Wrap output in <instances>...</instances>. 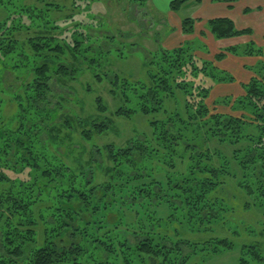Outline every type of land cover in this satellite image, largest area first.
<instances>
[{
    "label": "trees",
    "instance_id": "obj_1",
    "mask_svg": "<svg viewBox=\"0 0 264 264\" xmlns=\"http://www.w3.org/2000/svg\"><path fill=\"white\" fill-rule=\"evenodd\" d=\"M97 1L0 0V264H202L237 248L239 264H264L234 239L257 227L220 196L234 183L264 221V46L214 50L186 17L191 39L151 50L100 11L76 17ZM205 26L253 35L229 17ZM229 55L254 60L249 76L222 66ZM224 86L236 90L217 97ZM140 116L149 130L127 135Z\"/></svg>",
    "mask_w": 264,
    "mask_h": 264
},
{
    "label": "rangeland",
    "instance_id": "obj_2",
    "mask_svg": "<svg viewBox=\"0 0 264 264\" xmlns=\"http://www.w3.org/2000/svg\"><path fill=\"white\" fill-rule=\"evenodd\" d=\"M166 1L167 0H146V1L144 0H98L97 2L99 3L95 4L94 2L92 6L90 7L89 11H85L82 14H77L76 17L80 19L85 16L83 14L93 13V11H100L99 13H96L97 16L105 17L104 18L105 23H109L108 25H110L113 30L115 28L116 31L123 30V31L135 33L134 34L135 37L132 38V41L137 40L141 42L145 47L153 50L157 48V43L154 40V37H156V38L161 39V42H162L161 44L164 47L172 48L174 47L175 43L165 45L167 43L165 42V39H166V34L172 32L170 30H171V27H173L172 25H174L176 22L175 19L178 18L181 20L186 17H194L193 16L195 15L194 12H197L200 6L198 5V2L196 0H189L182 6V8L178 12L173 11L175 13L169 15V12H167V8L169 4ZM171 1L173 0H169L170 4H171ZM131 4L133 5L135 4V6H132L130 8ZM178 34H175L174 38L181 37V36H178ZM242 44H244V42H242ZM199 51H205V50L199 49ZM198 54L201 57L203 56L205 58H212V55H210L209 53L205 54L202 52H198ZM138 57L139 58L141 57L140 58L141 60L144 59L143 55H139ZM137 65H138V62H137ZM224 90L225 89L219 90V91L214 90V93L217 95V97H220L221 95H224L225 93ZM214 100H215L214 97H211V99L208 102L209 105L212 106V104L214 103ZM11 106H12V110L10 111L11 112L10 114L8 113L9 117H12L16 112V105L12 104ZM216 108L223 112L232 113L234 115H240L242 113L241 111H236V110L233 111L234 109L231 106L220 105V106H217ZM134 126L141 130L142 129L149 130L147 124L144 121V118L140 116L135 121V123L128 122L126 124V131L124 132L127 135H132L133 133L132 129ZM112 138L114 139V137ZM225 151L228 152L226 149ZM6 173L12 179L27 178L26 173H16L15 171H9V170H7ZM240 193H241L240 189L238 188L236 190V187L233 183L229 187H226L224 189V192H222L220 196H225L226 199H229L228 201H230L231 203L235 205L237 212H234L235 214L234 216H236V218H239V219L241 218L242 220H245L246 223L253 224L255 227H257V229L255 232L250 233V234L242 233L240 237L235 236L234 239L238 245H241L244 243L256 244L259 246V249L264 253L263 217L261 214H258L256 211L255 213H253L254 210L250 211V210L245 209L244 207L245 199ZM242 210L244 211L243 213H242ZM230 229L234 230V226H231ZM223 235L233 237L230 231L229 232L223 231ZM213 236L214 235L212 233L208 234V237H213ZM192 238L197 239L198 237L196 235H193ZM239 256H240V249L237 248L235 250L227 251L219 255H211L210 258L207 259L202 264H239L238 262ZM198 259L199 261L202 260V258L200 257H198Z\"/></svg>",
    "mask_w": 264,
    "mask_h": 264
},
{
    "label": "crops",
    "instance_id": "obj_3",
    "mask_svg": "<svg viewBox=\"0 0 264 264\" xmlns=\"http://www.w3.org/2000/svg\"><path fill=\"white\" fill-rule=\"evenodd\" d=\"M166 2H168L169 4L167 8V12H169V15L175 13L170 9L169 0H167ZM198 5L200 6V8L197 12H194L195 15H193V18L198 19V21L195 23V33L200 32L201 30H205V32L209 36L208 39L210 40V43L214 50L221 49L230 45L242 44V42L245 43L251 40H254L260 46H264V0H238L232 7L224 2L203 0L201 3L198 2ZM246 8H250L251 11L245 13L244 10ZM214 17H229L234 20L239 29L252 28L253 35L241 36L239 38L233 39L215 40L205 26V22ZM175 20L176 22L172 26L174 27V29L176 28V32L172 31L171 33H169V35L166 36L165 39V42H167L165 45L175 43L174 47L181 44L183 41L192 38V36L186 35L182 32V19L180 20L176 18ZM175 34H178V36L181 37L174 38ZM253 63L254 61H252L250 58H238L229 55L228 59H226L222 63V66L235 73L237 75V78L240 80L249 76L250 73L246 69V65H251ZM222 88L236 90V87L234 86H224Z\"/></svg>",
    "mask_w": 264,
    "mask_h": 264
}]
</instances>
